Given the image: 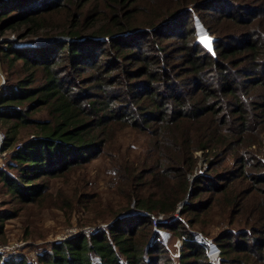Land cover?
<instances>
[{
  "label": "trees",
  "instance_id": "16d2710c",
  "mask_svg": "<svg viewBox=\"0 0 264 264\" xmlns=\"http://www.w3.org/2000/svg\"><path fill=\"white\" fill-rule=\"evenodd\" d=\"M21 27L19 38L69 40L0 50L18 70L0 94V182L18 205L0 216V236L22 206L59 207L68 223L81 209L99 228L50 242L38 264H214L195 240L213 215L240 226L215 236L219 264H264V0H0V35ZM127 129L149 138L135 159L122 155ZM98 157L120 197L105 218L79 185ZM146 214L178 215L159 225L183 237L177 260Z\"/></svg>",
  "mask_w": 264,
  "mask_h": 264
},
{
  "label": "rangeland",
  "instance_id": "374dc122",
  "mask_svg": "<svg viewBox=\"0 0 264 264\" xmlns=\"http://www.w3.org/2000/svg\"><path fill=\"white\" fill-rule=\"evenodd\" d=\"M49 20L52 22H58L61 21V17L52 15L49 17ZM197 28V39L200 40L201 46L212 52L213 36L208 32L201 30L199 24H197ZM22 31L23 27L16 31L6 30L3 35H0V50H6L10 48L12 50H18L30 45H34V47H37L35 44V39L39 37L27 36L25 38H19V33H21ZM54 37L61 38L57 36ZM40 38L52 37L43 36ZM4 59H6V57H4ZM4 62L6 63V61ZM16 64L17 63L13 64L12 66H8L9 69L5 67L7 65H4L3 63L0 64V94L5 92L4 88H6V80L18 76V70H15ZM34 117L43 119L45 118V112H39L35 114ZM0 132H4L1 124ZM30 133V129L19 131V139L17 145H21L20 143L23 140L28 139ZM31 137L30 139H32ZM119 142L122 144V155L130 159H135L148 145L149 138L143 135H137L127 129L123 131V133L119 136ZM259 157L264 161V147L261 148ZM8 161V152L1 150L0 168H4V165ZM199 163L200 165H203V160L201 158L200 161H198V164ZM203 169H205V167H203ZM111 170V161L107 158L98 157L95 160H92L90 163L86 164L83 170H80L78 172L80 177L83 179L82 183H79V185L81 186V190L85 189L87 193H89V190H91L90 194L92 195V197L91 199H88V207L90 209L93 208L103 218L110 216L111 214L109 212L118 208L117 204L120 198L116 192L117 184L114 180L113 172ZM54 182L61 183L62 180L58 179ZM86 182H88V186L87 184L85 185ZM60 187H62V190L65 192L69 191V187L66 186V184H63V186ZM107 203L108 206L106 205ZM16 206L18 205L15 202L11 201L10 195L4 193V189L2 188L0 182V216L9 215ZM22 207L23 208L19 211L17 216L5 221L3 234L0 236V248H4L8 244H15L18 247H16L13 251L4 250L3 255L0 257V260L10 259L11 257L18 259L20 256H23L29 261L34 262V264H38V256L46 251H49L50 242L69 240L72 237L76 236L79 232L88 233V231L90 230L95 231V229L99 228V226H92L96 225V223L90 222V219L94 215L92 213L88 214L87 212L82 213L81 209L78 214H74L71 216L70 223H68V216L59 207L53 206L38 208L36 204L26 205ZM129 214H132V211ZM77 216L81 218L80 222L85 226H79V223L76 220ZM219 219L220 218L211 215V221L209 223L202 224L201 226L196 227V231L199 232L197 235L200 237H195L198 245L199 243L206 247H208L206 245L207 243L212 246L216 245L214 243L215 236L220 231V228L224 229L227 226L219 225V222L221 221ZM239 227V225L227 226V228L234 230ZM160 231V242H162V245L168 251L170 256L174 260H177V257L180 254V249L182 248L183 237L175 236V234L168 229H160ZM216 248L219 251V248L217 246ZM206 249L209 250V248ZM214 260H216L213 262L214 264H219L217 262L219 259Z\"/></svg>",
  "mask_w": 264,
  "mask_h": 264
},
{
  "label": "built area",
  "instance_id": "2783aa9c",
  "mask_svg": "<svg viewBox=\"0 0 264 264\" xmlns=\"http://www.w3.org/2000/svg\"><path fill=\"white\" fill-rule=\"evenodd\" d=\"M2 83H3V79H2ZM33 138V137H31ZM6 141V136L3 132H0V151L2 150V146L4 144V142ZM20 145H17L16 146V149H19ZM145 214V213H144ZM146 215H149L150 216V219L152 221V225H153V230L155 232V234L159 237L160 236V228H159V225H166V224H169L171 222H174L177 218H178V215H174L173 217L169 218V219H164L162 217H156V216H153V215H150V214H146ZM94 232V230H90L88 231V233H91V232ZM209 248L208 250V256L212 259H217L218 258V255H219V251L218 249L216 248L215 245L214 246V250L212 251V245H210L209 243L206 244ZM16 247L15 244H8L6 245L4 248H0V255L2 256L3 255V252L4 250L5 251H13Z\"/></svg>",
  "mask_w": 264,
  "mask_h": 264
},
{
  "label": "water",
  "instance_id": "95a60500",
  "mask_svg": "<svg viewBox=\"0 0 264 264\" xmlns=\"http://www.w3.org/2000/svg\"><path fill=\"white\" fill-rule=\"evenodd\" d=\"M69 40L68 38H65V37H61V38H55V37H52V38H36V42L35 44L36 45H47V44H50V43H53V42H56V41H59V40ZM186 200V199H185ZM185 200L179 205L178 208L181 207V205L185 202ZM214 250V246H212V251Z\"/></svg>",
  "mask_w": 264,
  "mask_h": 264
},
{
  "label": "bare ground",
  "instance_id": "6f19581e",
  "mask_svg": "<svg viewBox=\"0 0 264 264\" xmlns=\"http://www.w3.org/2000/svg\"><path fill=\"white\" fill-rule=\"evenodd\" d=\"M32 44V43H31ZM34 46V45H33ZM37 47H39V46H42V45H36Z\"/></svg>",
  "mask_w": 264,
  "mask_h": 264
}]
</instances>
